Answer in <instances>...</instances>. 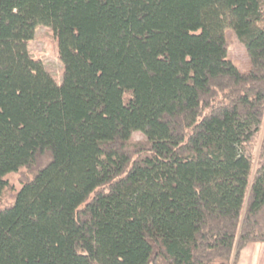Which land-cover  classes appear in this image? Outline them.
Listing matches in <instances>:
<instances>
[{"label":"trees","instance_id":"1","mask_svg":"<svg viewBox=\"0 0 264 264\" xmlns=\"http://www.w3.org/2000/svg\"><path fill=\"white\" fill-rule=\"evenodd\" d=\"M38 26L60 85L27 51ZM253 243L264 0H0V264H236Z\"/></svg>","mask_w":264,"mask_h":264},{"label":"rangeland","instance_id":"2","mask_svg":"<svg viewBox=\"0 0 264 264\" xmlns=\"http://www.w3.org/2000/svg\"><path fill=\"white\" fill-rule=\"evenodd\" d=\"M225 36L228 43L227 59L233 63L241 73H248L250 64L244 47L231 30H226ZM27 51L32 59L41 62L45 71L49 73L57 85H60L63 75V66L57 54L56 40L52 30L44 26L36 27L32 40L27 44ZM262 138L263 128L252 145V174L258 165ZM131 142L133 144H143L145 143V137L141 133L135 132L131 136ZM28 173L27 171H21L17 174L6 176L5 179L8 183V189L4 193L3 203H10L12 201V195L18 191L21 183L27 179L29 176ZM232 259L230 264L233 261ZM236 264H264V244H248L240 251Z\"/></svg>","mask_w":264,"mask_h":264}]
</instances>
